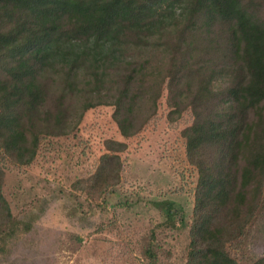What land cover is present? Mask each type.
Wrapping results in <instances>:
<instances>
[{
    "label": "trees",
    "instance_id": "obj_1",
    "mask_svg": "<svg viewBox=\"0 0 264 264\" xmlns=\"http://www.w3.org/2000/svg\"><path fill=\"white\" fill-rule=\"evenodd\" d=\"M163 87L169 121L192 114L181 130L196 172L186 264H264L253 248L264 244V0H0V153L13 164L68 134L73 115L109 105L123 140L105 139L80 182L111 196L126 140ZM4 175L0 164V253L21 223ZM152 204L161 220L143 254L158 264L157 228L186 219L170 198Z\"/></svg>",
    "mask_w": 264,
    "mask_h": 264
},
{
    "label": "rangeland",
    "instance_id": "obj_2",
    "mask_svg": "<svg viewBox=\"0 0 264 264\" xmlns=\"http://www.w3.org/2000/svg\"><path fill=\"white\" fill-rule=\"evenodd\" d=\"M166 96L163 87L154 115L126 140L121 179L111 196L80 182L94 171L105 139L123 140L109 105L86 111L78 124L73 115L70 132L43 139L28 166L0 153L3 193L21 221L0 264H147L143 251L161 220L152 201L163 198L183 207L186 226L157 228L158 264H186L196 172L186 160L181 130L192 114L187 108L169 121ZM253 248L264 253L263 243Z\"/></svg>",
    "mask_w": 264,
    "mask_h": 264
}]
</instances>
